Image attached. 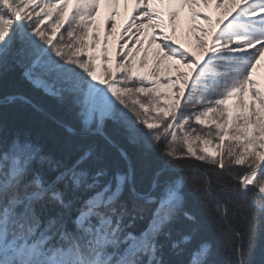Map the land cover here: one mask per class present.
I'll list each match as a JSON object with an SVG mask.
<instances>
[{"label":"snow or ice","instance_id":"1","mask_svg":"<svg viewBox=\"0 0 264 264\" xmlns=\"http://www.w3.org/2000/svg\"><path fill=\"white\" fill-rule=\"evenodd\" d=\"M203 2L221 10L215 21L200 0H138L134 35L151 27L149 43L159 38L138 74L132 48L106 69L84 51L101 0H0V80L21 68L70 114L0 97L31 110L27 123L0 119V264H218L211 239L188 247L197 194L214 199L229 264H264V0ZM185 7L208 25H195L198 54L173 38ZM32 114L59 130L52 147ZM188 156L211 166L191 189L178 168ZM214 173L226 177L216 187Z\"/></svg>","mask_w":264,"mask_h":264},{"label":"rangeland","instance_id":"2","mask_svg":"<svg viewBox=\"0 0 264 264\" xmlns=\"http://www.w3.org/2000/svg\"><path fill=\"white\" fill-rule=\"evenodd\" d=\"M109 3V0H101V6L99 9V12L96 17V23L97 27L93 28L88 37V45L89 47L85 49V52H92L97 57H99L95 63L97 65H102L103 68H107L111 66L112 68H115L116 65L120 62V56L117 55V53H120L122 56L125 52L128 51V48H132L133 53L135 55V67L134 71L138 74H142L145 72V69L140 66V60L145 55V52L148 54V63L152 64L153 62V51L157 47V44L159 43V38L155 43L150 44L149 43V37L153 33V29L150 27L147 30H142L145 32L144 35L135 34L136 28L135 26L130 27V21L132 19H136L139 14V9L135 8V5L138 3V0H118V5L116 7L115 12H110L107 5ZM153 6L163 8L164 4L162 3V0H152ZM111 17V19H109ZM115 21L116 25V31L113 32L111 28L112 21ZM146 22L143 20H137V23ZM195 25H202L203 27L207 28L208 25L206 22L202 19V17L197 16L195 19H192L190 17V10L185 7L182 12L181 16V27L177 30L175 36L173 37L180 43H183L185 47H188L189 51L197 53L198 49L196 48L195 44V36L202 34L199 31V28L195 27ZM63 31V29L61 30ZM95 33V43L93 34ZM159 37V33H156ZM137 36H139V39L143 41L142 44H137L135 41L137 39ZM131 37V39H130ZM127 44L128 47H124V45ZM107 49V57L109 59L105 60L103 57V50ZM139 49L137 52L136 50ZM131 66V65H130ZM182 70H185L182 68ZM97 74L101 75V68L96 69ZM259 72L261 75H264V62H262V66L259 69ZM163 75H172L175 76V71L172 70L171 72H163ZM101 78H104L101 76ZM116 79L119 80L120 76L119 73H117ZM122 86V85H119ZM133 86V85H129ZM147 87H151L152 85H145ZM161 91H168L167 88V82L161 80ZM250 99V96L248 97ZM140 99L142 102H147L146 97L143 96V94H140ZM166 98H162V102ZM233 100H229L228 104L230 106L233 105ZM193 127H196L197 130H199L198 125H193ZM193 147L197 148L199 151V148L202 147V145L199 144V142H195L193 144ZM208 151L213 152L215 151L214 146L210 145L208 146Z\"/></svg>","mask_w":264,"mask_h":264},{"label":"trees","instance_id":"3","mask_svg":"<svg viewBox=\"0 0 264 264\" xmlns=\"http://www.w3.org/2000/svg\"><path fill=\"white\" fill-rule=\"evenodd\" d=\"M199 10L209 12L214 19L221 14V10L216 9L212 5L205 7L203 0H200ZM7 94H24L31 96L34 102L43 105L48 110H51L58 117L70 118V114L66 111V109L59 105L54 98L46 96L43 90L35 88L24 78L23 69L21 68L15 69L6 79L0 80V97ZM30 114L31 110L28 108L13 106L5 107L0 105V119H7L9 122L15 120L19 123H27ZM32 122L37 130L41 131L47 145L52 147L54 140L60 134L56 126L51 121H44L39 114H32ZM210 167L211 166L205 164V162H201L191 156L185 157L178 165V168H182L190 173L187 176L190 189L193 183H204V176L196 175L195 170H203V168ZM221 178L226 177H220L215 173L213 174V187L217 186V180ZM191 203H193L197 208L201 224L199 229L193 233L192 240L189 242L188 247L194 248L201 240L211 239L216 246V259L218 260V264H229V260L232 258L224 249L225 236L221 235L218 228V222L213 217V214L215 213L213 197H207L206 202H202L201 197L197 194L193 196ZM177 231H179V229H177ZM173 236L174 238H178L175 232ZM253 258L257 260L259 259V248L255 250Z\"/></svg>","mask_w":264,"mask_h":264},{"label":"bare ground","instance_id":"4","mask_svg":"<svg viewBox=\"0 0 264 264\" xmlns=\"http://www.w3.org/2000/svg\"><path fill=\"white\" fill-rule=\"evenodd\" d=\"M109 10H110L111 13L113 12L111 8H109Z\"/></svg>","mask_w":264,"mask_h":264}]
</instances>
